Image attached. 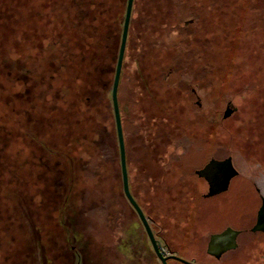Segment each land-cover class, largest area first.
Masks as SVG:
<instances>
[{
  "label": "rangeland",
  "instance_id": "374dc122",
  "mask_svg": "<svg viewBox=\"0 0 264 264\" xmlns=\"http://www.w3.org/2000/svg\"><path fill=\"white\" fill-rule=\"evenodd\" d=\"M46 1L0 0V264H44L41 246L45 264H161L122 190L109 98L118 52L98 91L78 85L89 70L83 63L71 66L67 91L66 76L54 73L62 52H49L59 38ZM126 1L115 5L123 10L118 44ZM145 1L131 12L125 58L142 75L141 96L127 72L117 93L130 192L154 233L159 224L167 253L201 264H264L259 241L243 243L251 234L219 261L206 253L209 233L250 227L264 198V0ZM62 2L81 21L85 6ZM103 92L109 99L99 120L110 130L98 141L90 118ZM228 104L234 110L224 117ZM159 108L169 121L159 122ZM166 141L161 168L153 169ZM228 155L238 175L225 192L204 197L207 184L195 169ZM66 200H76L68 202L75 210L67 240L54 222Z\"/></svg>",
  "mask_w": 264,
  "mask_h": 264
},
{
  "label": "trees",
  "instance_id": "16d2710c",
  "mask_svg": "<svg viewBox=\"0 0 264 264\" xmlns=\"http://www.w3.org/2000/svg\"><path fill=\"white\" fill-rule=\"evenodd\" d=\"M35 1L38 2L40 0H35ZM62 1L63 0H47L46 1L48 9H49L47 12V14H48L47 20L48 21L51 20L50 21V27L52 28V31L55 32L56 38H59L58 41L56 40L55 42L51 43V45L49 47V52L53 51L52 53L55 52L56 55H58L59 52H62L60 62L56 65V69H55L54 73L56 75H60L62 78L64 76H66L64 78V82H65V85H67V88H69V89H67V91H69L71 86H72L71 85V79L73 77V71L70 70V68L72 65L76 66V65H80L83 63L84 66H87L88 67L87 69H89V70L86 73L85 79H79L77 77V80H79L78 85L82 88V90L84 92L94 91V90L98 91V85H99V82L101 81V78H102L104 72H105V69L109 68V64L111 62H113V52L114 53L118 52L119 44L117 43L116 38H117L118 30H119L118 29L119 21H117V20L119 19L118 16L122 14L123 10H121L115 6V5H117L118 0H76L77 6L79 4L82 7H83V5L85 6V7H83L84 13L81 17L82 18L81 21L83 22L82 28H81V31L79 33H77V31H76L77 26H75L73 24L78 25L77 22L80 21V17L75 16L73 18V15H72L73 11L71 9L68 10L66 8V6H68L69 2L65 6ZM1 2H3V1H1ZM145 2H146L145 0H134L132 10H134V8L136 6V8H138L140 11H142V8L144 9V6L145 5L147 6V4ZM9 3H11V1ZM8 6H10V5H8ZM4 9H6V7H4ZM96 9H98V11H97L98 13L95 16V12H96L95 10ZM160 11L161 10L159 9V15H160ZM93 12H94V15H93ZM92 16H94V17H92ZM162 17H164V16H162ZM166 17H170V16L166 15ZM59 18H61L62 20H59ZM64 20L66 22H64ZM168 20H170V19H168ZM54 21H56V22H54ZM131 21H132V19L130 18L127 41H126V46H125V53H124V57H123V63H122L119 83L121 81L122 73H124V72L131 73V75L134 77L133 81L135 82L134 83V85H135L134 89H135V91H136V89H138L137 95L141 96L142 75H141L140 71L138 70V67L135 65L133 59L132 60L131 59L130 60L125 59L127 56V46L129 44V37H130V32H131V24H132ZM55 23H57V24H55ZM112 26H114V27L112 28ZM59 27H61V29ZM82 29H84L85 31H82ZM87 33H88V35H87ZM139 35L142 36V33H140ZM65 48H72L74 55L69 58V56L72 53L70 54L69 53L70 50H69L68 55H67ZM47 64H48V66H47L48 68L45 67V69H51L52 70V68L49 67L52 65V62L47 61ZM38 67H41V66H38ZM92 68H95V71L92 70ZM87 75L91 76L92 80H89L87 82L86 81ZM149 96H153V95H150V93H149ZM106 98H108V97H106L105 92H103V95H102L101 99H99V103L97 104V106L96 105L93 106L92 109H93L94 115L90 118L94 121L92 129H94L95 124L97 125L96 130L98 132L96 131V135H97L98 141H99V139H101L102 134L105 131L110 130L109 120H106V122L99 120L101 117L100 113H102L103 108H104V106L102 104H103V102H105V100H107ZM109 98L111 101V93H110ZM111 105H112V101H111ZM119 109H120V107H119ZM112 111H113V109H112ZM159 111H161V114H162V116L159 115V120H160L159 122L169 121L168 117H165V116H169V115H164L165 114L164 109L159 108ZM152 117L153 116H150V118H152ZM144 120H146L145 117H144ZM143 123L145 124L144 121H143ZM113 124H115V122ZM147 125H150V124H147ZM145 127H147V126L145 125ZM150 132L151 131H149V133ZM151 135H152V133H151ZM151 135L148 138L155 148V146L157 147V140L155 139V137L152 138ZM166 143H167V141L165 143H163L162 145H161V143H160V145H158L159 146V157L156 159V161H151V167L153 169L156 168L155 163H157L156 170H159L158 167L161 168V162H163L162 161L163 157H161V154L165 151L164 149H165ZM140 148H142V147H140V146L136 147V149H140ZM151 169H149V170L151 171ZM151 174L154 175L155 173H151ZM68 202L70 204L72 203V201H69V200L64 201L63 205L60 206V209L55 214L56 219L54 221L58 224V228L62 232L63 237L66 240L69 239V236H68V233L66 231L65 225H66L67 221L70 222L71 214H73V212L75 210V209L73 210V207L71 205H73L75 203L74 205L76 206V200L70 206H68L69 205ZM65 219H66V221H65ZM157 226H158V229L155 232V236L159 237V224L158 223H157ZM151 227H153V226H151ZM163 239H166V236H164ZM136 258H138V257H136ZM197 263H199V262H197ZM168 264H183V263H181L175 259H169Z\"/></svg>",
  "mask_w": 264,
  "mask_h": 264
},
{
  "label": "water",
  "instance_id": "95a60500",
  "mask_svg": "<svg viewBox=\"0 0 264 264\" xmlns=\"http://www.w3.org/2000/svg\"><path fill=\"white\" fill-rule=\"evenodd\" d=\"M133 0L126 1V7L124 12V18L121 29V36L119 42V48L116 58V64L114 69L112 87H111V101L113 116L116 129V137L119 150V162H120V172L122 181V190L127 201L130 203L134 211L136 212L147 238L151 244L152 250L156 257L159 259L161 264H168L169 259H175L183 264H200L195 260H189L184 258L175 252L167 253L160 240L155 236L151 225L150 219L144 214L143 210L136 202L135 198L129 189V178L126 163V151H125V141L123 135V128L121 122V115L118 104V84L121 74V68L123 63L124 51L126 46L128 28L131 18ZM234 110L231 104H228L223 116L226 117L231 111ZM195 174L203 178L207 183V190L203 194L204 197H211L222 192H225L230 184L232 178L238 175V170L235 168L232 162L231 156H227L223 159L211 158L202 167L195 170ZM252 231L260 230L264 232V198L261 200V204L256 212V220L251 227ZM239 230L233 228L232 226H226L219 232H213L209 235L208 241L206 243V252L219 258L222 253L227 250L234 249L237 246L236 235Z\"/></svg>",
  "mask_w": 264,
  "mask_h": 264
},
{
  "label": "flooded vegetation",
  "instance_id": "af4514ba",
  "mask_svg": "<svg viewBox=\"0 0 264 264\" xmlns=\"http://www.w3.org/2000/svg\"><path fill=\"white\" fill-rule=\"evenodd\" d=\"M229 156V155H228ZM227 157V156H226ZM211 158H215V157H210L209 159H211ZM223 158H225V157H223ZM223 158H217V159H223ZM208 159V160H209ZM207 160V161H208ZM206 161V162H207ZM206 162H204L200 167H202ZM233 162V161H232ZM199 167V168H200ZM196 170V169H195ZM199 177V176H198ZM199 178H201V177H199ZM201 179H203V178H201ZM204 180V179H203ZM205 181V180H204ZM205 183H206V181H205ZM207 184V183H206ZM262 196L261 195H259V199H260V204H261V200H262ZM257 212V211H256ZM255 220H256V214H255V219H254V222H253V224L255 223ZM253 224L250 226V227H247V228H240V227H236L235 229H238L239 230V232H238V234L236 235V242H237V246L234 248V249H230V250H227V251H225L224 253H222L221 254V256L219 257V258H216V257H214L213 255H210L209 254V256L211 257V258H213L215 261H219L222 257H223V255L224 254H226L227 252H232V251H236L237 250V248H238V245H239V242H238V238H239V236L240 237H243L242 235H247V234H251L248 238H245L244 237V245H248V242L247 241H249L250 239H257L258 241H259V244H257V245H259L258 247H257V251L259 252V255L261 256V255H263L264 256V232L263 231H260V230H256V231H252L251 230V227L253 226ZM226 227V226H225ZM224 227V228H225ZM223 228V229H224ZM234 228V227H233ZM222 230V229H221ZM221 230H219V231H221ZM219 231H215V232H219ZM211 233H213V232H211ZM211 233H209L208 234V236H207V241H208V237H209V235L211 234ZM207 241H206V243H207ZM37 252H39V253H42V256H43V263L45 264V262H46V259H47V252H45V247L44 246H41L40 247V249L39 250H37ZM207 253V252H206ZM208 254V253H207ZM262 262H264V258H259Z\"/></svg>",
  "mask_w": 264,
  "mask_h": 264
}]
</instances>
